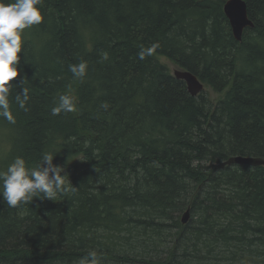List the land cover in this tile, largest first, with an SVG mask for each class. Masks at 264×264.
<instances>
[{"label": "trees", "instance_id": "16d2710c", "mask_svg": "<svg viewBox=\"0 0 264 264\" xmlns=\"http://www.w3.org/2000/svg\"><path fill=\"white\" fill-rule=\"evenodd\" d=\"M227 1L43 0L11 82L27 111L0 117V171L53 152L76 190L0 197V264H78L90 250L102 264H264V166L219 167L264 160V0H245L241 41ZM161 58L220 98L192 96ZM62 95L75 110L53 115Z\"/></svg>", "mask_w": 264, "mask_h": 264}, {"label": "clouds", "instance_id": "9594fccd", "mask_svg": "<svg viewBox=\"0 0 264 264\" xmlns=\"http://www.w3.org/2000/svg\"><path fill=\"white\" fill-rule=\"evenodd\" d=\"M42 7L43 0H0V117L10 124L16 123L11 107L13 103L27 111L28 88L23 87L22 82L21 91L13 95L11 82L22 71L20 60L24 30L43 21ZM69 71L74 77L83 78L87 64L83 61L72 64ZM74 110L72 97L62 95L51 111L53 115H59ZM55 156L53 152H45L35 166H30L23 156H17L6 170L0 171V197L9 207L28 203L34 197L54 201L58 196L75 192L65 167L54 163ZM78 264H102V261L96 250H90Z\"/></svg>", "mask_w": 264, "mask_h": 264}, {"label": "water", "instance_id": "95a60500", "mask_svg": "<svg viewBox=\"0 0 264 264\" xmlns=\"http://www.w3.org/2000/svg\"><path fill=\"white\" fill-rule=\"evenodd\" d=\"M224 13L229 20L233 36L237 41L242 40L245 29L254 27V23L249 18L245 0H228L224 5ZM174 76L186 83L189 93L194 97L205 91L204 84L198 79V77L188 71H176ZM226 165L264 166V160L237 156L230 158L219 165V167L223 168ZM189 218L190 213L187 211L183 216L182 222L186 224L189 221Z\"/></svg>", "mask_w": 264, "mask_h": 264}, {"label": "rangeland", "instance_id": "374dc122", "mask_svg": "<svg viewBox=\"0 0 264 264\" xmlns=\"http://www.w3.org/2000/svg\"><path fill=\"white\" fill-rule=\"evenodd\" d=\"M160 61L165 64L169 71L174 75V73L176 71H181L173 62L165 59V58H161ZM205 91L208 92L210 94V97L213 101H216L217 99L220 98V95L219 94H216L215 92H213L211 89L209 88H205Z\"/></svg>", "mask_w": 264, "mask_h": 264}]
</instances>
